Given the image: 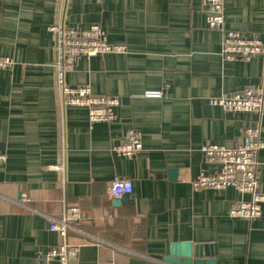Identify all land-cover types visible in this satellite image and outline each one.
I'll return each mask as SVG.
<instances>
[{
    "label": "crops",
    "instance_id": "obj_1",
    "mask_svg": "<svg viewBox=\"0 0 264 264\" xmlns=\"http://www.w3.org/2000/svg\"><path fill=\"white\" fill-rule=\"evenodd\" d=\"M227 26L264 41V0H224ZM99 24L125 52L79 56L69 85L120 97L116 118L90 122L84 107L63 106L55 84L54 34L48 26ZM221 34L206 25L202 0H0V264H58L46 259L60 241L49 230L65 204L81 208L82 243L69 264H177L166 260L176 242L205 244L199 264H264L261 215L231 217L247 194L232 187L198 189L208 172L200 146L238 144L247 112L225 111L209 98L260 83L264 54L224 60ZM165 88L162 98L145 89ZM130 129L143 148L126 157L111 145ZM263 146L258 184L264 192ZM130 179L132 190L111 198L108 182Z\"/></svg>",
    "mask_w": 264,
    "mask_h": 264
},
{
    "label": "built area",
    "instance_id": "obj_2",
    "mask_svg": "<svg viewBox=\"0 0 264 264\" xmlns=\"http://www.w3.org/2000/svg\"><path fill=\"white\" fill-rule=\"evenodd\" d=\"M205 4L206 25L221 34L220 48L224 60L238 58L250 59L256 54H264V41L256 35H247L241 30L227 26L224 17V0H202ZM54 34L55 84L57 94L63 106L84 107L90 122H112L115 118L114 108L120 105L117 95L95 94L89 85H69L65 81V73L75 69L79 56L91 57L105 52H125L124 44L108 42L105 30L97 23L86 27L66 26L57 20L48 26ZM14 60L0 55V68H10ZM164 86L158 89H145L141 96L145 98H162ZM211 104L230 112H247L254 116L251 123L245 124L239 134L237 145L228 147L216 143H204L200 146L203 160L214 165L208 172L201 169L191 179V186L198 189H224L232 187L240 193L247 194L246 199H239L229 207L231 217L247 221L257 219L261 215L264 192L258 184V152L263 146L261 139V116L264 104V70L261 81L257 85L245 86L231 93H221L209 98ZM143 148L141 134L130 129L111 145V151L126 157L134 156ZM132 190L130 179L115 176L108 182L107 193L111 198L123 197ZM82 218L81 208L77 205L65 204L61 214L52 217L49 230L55 231L60 241L51 246L44 257L54 259L58 264H69L78 254L82 243H71L67 240L68 231L78 230V222Z\"/></svg>",
    "mask_w": 264,
    "mask_h": 264
},
{
    "label": "water",
    "instance_id": "obj_3",
    "mask_svg": "<svg viewBox=\"0 0 264 264\" xmlns=\"http://www.w3.org/2000/svg\"><path fill=\"white\" fill-rule=\"evenodd\" d=\"M203 254H208L205 244L196 245L190 242H176L171 246L169 256L166 260L177 264H199L200 260L193 262L192 257H200Z\"/></svg>",
    "mask_w": 264,
    "mask_h": 264
}]
</instances>
